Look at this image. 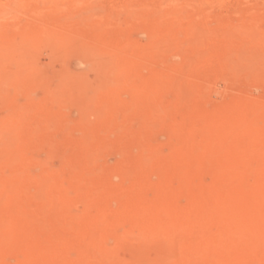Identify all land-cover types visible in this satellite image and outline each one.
I'll use <instances>...</instances> for the list:
<instances>
[{
	"label": "bare ground",
	"instance_id": "1",
	"mask_svg": "<svg viewBox=\"0 0 264 264\" xmlns=\"http://www.w3.org/2000/svg\"><path fill=\"white\" fill-rule=\"evenodd\" d=\"M223 2L0 0V104L5 107L0 116V264L11 254L18 257L16 264H29L46 251L53 252L52 264H264V103L241 99L208 112L234 124L202 121L197 127L206 125L210 133L200 138L192 130L199 141L184 132L193 124L185 120L173 126L169 120L181 104L206 99L212 75L264 83V7L250 6L235 19L211 24L205 7ZM134 26L146 32L145 43L130 37ZM41 50L47 53L46 65L39 61L43 56L38 60ZM67 59L75 66H66ZM57 62L61 67L54 66ZM87 68L112 75L113 84L92 86ZM52 76L54 86L49 85ZM65 102L78 108L74 124L59 114ZM94 112L99 117L91 123ZM57 114L54 125L50 118ZM56 127L82 131L70 142L85 155L80 172L75 163L77 174L70 167V174L51 171L41 158L46 145L51 154L62 144L54 140ZM159 131L177 140L167 154L147 141ZM139 134L149 146L135 142L138 152L110 171L129 182L119 189L118 207L104 203L97 219L83 228L89 214L75 215L71 209L82 194L87 193L82 200L89 205L88 191L105 190L97 181L101 149ZM214 169L219 177L212 184L197 181ZM152 171L159 176L156 184L148 176ZM251 172L257 174L253 184L245 179ZM82 175L97 180L92 185L87 178L83 185ZM148 186L155 190L153 202L141 194ZM184 197L190 201L182 208ZM144 209L151 212L148 219H135L123 229L128 217ZM135 237L158 249L153 262L144 250L120 256Z\"/></svg>",
	"mask_w": 264,
	"mask_h": 264
},
{
	"label": "rangeland",
	"instance_id": "2",
	"mask_svg": "<svg viewBox=\"0 0 264 264\" xmlns=\"http://www.w3.org/2000/svg\"><path fill=\"white\" fill-rule=\"evenodd\" d=\"M109 3V2H108ZM109 5V4H107ZM105 5V6H107ZM250 6H255V8L259 7H264V0H224L223 4L221 5H214L213 7H210L209 9L207 7H205V10H207L208 12V21L211 23V24H216L220 19L222 18H230V19H235L239 16V13L246 9V8H249ZM124 23V22H122ZM263 26H264V21H263ZM134 27L137 29L135 30ZM132 28H130L129 30V35L130 37H132V39L137 42H140V43H145L147 40H145L147 37V34L146 32L141 33L142 28L140 27H137V26H134ZM139 28V29H138ZM142 29V30H141ZM141 30V32H140ZM146 34V35H145ZM139 39V40H138ZM142 41V42H141ZM43 50H41L39 52V56L38 57V60H39V57L40 56H43V57H40V63L44 64L43 65H46L48 64L49 62V59L46 57L47 56V53L44 51L42 52ZM43 53V54H42ZM46 53V54H45ZM42 54V55H41ZM46 55V56H45ZM67 62H65V64H67L66 66L68 67H73L75 66V60L74 59H67L66 60ZM60 62H57L56 64H54V66L56 68H59L61 67L59 65ZM62 65V64H61ZM88 72H86L88 74V79L91 83L92 86L96 87V86H110L112 85L113 83V76L111 75V78H109L110 74H103V75H100L101 73H96L95 71L91 70V69H86ZM97 74V75H96ZM106 75V76H104ZM96 76V78H95ZM108 76V77H107ZM222 77V78H221ZM106 78V80H105ZM228 77H224V76H217L215 77L214 75H212V77L210 76L208 78V82H210V89H209V92L208 90L206 91V94L207 92L210 94H207L206 96V99L203 101V100H196V101H189L190 103L186 102L184 104H181L183 106V108L179 106V109L181 110H178L177 113H173L172 116H171V119L169 118V120L171 121V125L173 126H176L177 124H183L186 120L185 123H190V124H193L192 127H190L189 129L185 130L184 132L186 133V135H189L192 133V130H193V133L195 131L196 135H200V138H202L203 136H205L206 134L210 133V130L207 129V126L206 125H203L205 127H202L203 129L205 128L206 130H203L201 127H197L198 125L199 126H202V121L205 122V120H207L208 122H211L213 124H223V125H233V121H232V124H228V123H231V121H226L224 120L223 118H221L220 116H211L209 114H211V112L216 109V108H221V107H224V105L226 106L227 104L230 103L231 104H234L238 101H240L241 99H248L250 98L249 100H253L255 101L256 103H259V104H263L264 103V83H250L248 82V79H241L239 80L238 82L236 81H231V79H227ZM93 79V80H92ZM99 79V80H98ZM95 80V81H94ZM215 80V81H214ZM93 83H92V82ZM214 81V82H213ZM229 83H228V82ZM213 82V83H212ZM227 82V83H226ZM233 82V83H232ZM57 83V79L55 77H51L50 80H49V85L50 86H54L56 85ZM232 83V85H231ZM110 84V85H109ZM213 84V86L211 85ZM215 85V86H214ZM238 86L239 88H237L236 86ZM232 86V87H231ZM214 90V91H213ZM213 93V94H212ZM242 93V94H241ZM37 94H41L40 91H37L36 95ZM237 94V95H236ZM208 97V98H207ZM124 99H128V94L127 93H124V96H123ZM203 101V102H202ZM194 103V104H193ZM209 103V104H208ZM208 104V105H207ZM189 105V106H188ZM191 106V107H190ZM60 107V109L62 110V114H60V116H64L67 118V119H71L72 123H76V120L78 121V117L80 115H78V108L76 107V105L72 104L71 102H65V103H62L60 106H58V108ZM208 107V108H207ZM212 108V109H211ZM0 116L4 115L5 114V107L0 104ZM200 109V110H199ZM206 109V110H205ZM119 110V109H118ZM199 110V112H198ZM196 111V112H195ZM78 112V113H77ZM209 112V114H207ZM205 113V114H204ZM57 114L56 116L55 115H52L50 120L51 122L54 120V124L57 123L59 121V117ZM91 114V113H90ZM176 114V115H175ZM186 114V115H185ZM89 116V115H88ZM96 116V117H95ZM98 113L97 112H94V114L90 115L89 116V121L91 123H95V118L98 119ZM185 116V117H184ZM183 117V118H182ZM203 117V118H202ZM206 117H209V118H206ZM217 119H216V118ZM58 118V119H57ZM88 118V117H87ZM185 118V119H184ZM188 120H187V119ZM202 118V119H201ZM58 120V121H57ZM179 121V122H178ZM197 121V122H196ZM71 123V124H72ZM132 123H137V122H128V125H132ZM174 123V124H173ZM177 123V124H176ZM127 124V123H126ZM126 124H123L124 128H126ZM176 124V125H175ZM196 124V125H194ZM198 124V125H197ZM136 124H134L133 126H135ZM122 124L120 125V127H123ZM137 126V125H136ZM199 128V129H198ZM123 129V128H122ZM201 129V131H200ZM199 130V131H198ZM203 130V131H202ZM122 131V130H121ZM119 131L118 134L121 132ZM54 132V140L55 142H61L60 144V147L58 149V151L56 152H53V153H49L48 150H49V147L46 145L45 149H44V153L41 154V158L43 159H46V163L48 165V167L50 166V170H54L56 171L59 170H63L65 173H68L70 174L71 172H76L77 174V171L80 172L81 171V168L80 166L83 165L84 163V151H82L80 148H78V146H75V145H71L70 142L73 140V139H76L77 137L81 136V130H79L78 128L76 127H61V129H59L58 127H56V130H53ZM164 132V133H163ZM159 131V132H156L153 136H151L148 140L146 139V136L142 134H139V136H137L135 138V136L133 137V139H135L133 141V139L129 140L128 139H125L124 140H120L119 142L118 141H115V144L117 147H115V144H111L109 145L110 147L107 146L108 149H105L107 150L106 153H104V151H102L101 149V156L100 159L98 160V163L99 165L101 164V168H100V171H98L100 173V177L98 178L99 180H97V178L95 177H90L88 175H82L81 178H79V183H83V185H86V181H87V184H94V181H100L101 184H102V187L101 188H104L105 190H101V193L100 192H97V191H94V192H90L88 191V194H92V196L90 197L91 200H92V203H90L89 205H87L88 203L87 202H84L82 199L85 198V196L87 195V193L85 195L82 194L83 198L82 199H79L72 207L71 209V213L75 215H79L81 214V212H83L84 210V213L87 215L86 217H88V214H89V219L86 218V220H88V222L86 220L83 221V223H86L85 224H81L83 226V228H87L89 226V224L92 222V220L94 221L95 219H97L98 215H97V212L98 210L103 207L105 204L109 205L110 207L112 208H117L118 206V202L120 201H116L118 200V196H120V194L118 195V193H120V188L123 187V185L127 186L129 184V182L127 183L126 182V179L127 178H124L125 176H120V173L117 172L116 174V171L115 173L111 174L110 171H113L114 167L118 166L117 163L119 162V164L121 162H124L122 161L125 157H130L132 155V153L135 151L136 153L138 152V149L137 146H139L140 144H143L145 146H149L148 144H146L147 141H149V143L151 144H154V145H161V150L164 154H167L169 153V150H170V144L171 142L173 141H177L176 138H171L170 134L169 133H165V131ZM191 132V133H189ZM198 132V133H197ZM193 136H195L196 140L199 141V135L196 137L195 134H193ZM200 133H203L202 135ZM205 133V135H204ZM73 134V135H72ZM77 134V135H76ZM76 135V136H75ZM117 135V134H116ZM165 135V136H164ZM202 136V137H201ZM69 137V138H68ZM71 137V138H70ZM143 137V138H142ZM167 137V138H166ZM115 138V136L113 135L112 139ZM137 139L139 141H137ZM167 139V141L165 140ZM170 139V140H169ZM147 140V141H146ZM64 141V142H63ZM76 141V140H74ZM124 141V143H122ZM127 141V142H126ZM135 142H138V145L135 146ZM140 142V143H139ZM144 142V143H143ZM163 142V143H162ZM65 143V144H64ZM69 143V144H68ZM75 143V142H74ZM118 143V144H117ZM126 143V144H125ZM68 144V145H67ZM72 147H71V146ZM111 146H113V148H111ZM142 146V145H141ZM136 147V148H135ZM69 148V149H68ZM121 150H119V149ZM148 148V147H146ZM73 149V150H72ZM111 149V150H110ZM132 149V150H131ZM137 149V150H136ZM164 149V150H163ZM79 150V152H78ZM125 150V151H124ZM74 151V152H73ZM165 151V152H164ZM167 151V152H166ZM70 152V153H69ZM78 152V153H77ZM80 152L82 153V155L80 154ZM125 152V153H124ZM134 152V153H135ZM57 153V154H56ZM131 153V154H130ZM135 153V154H136ZM78 155V156H77ZM83 156V157H80V156ZM103 155V156H102ZM77 156V157H76ZM76 157V158H75ZM70 158V159H69ZM80 158V159H78ZM84 158V159H83ZM83 160V162H81L80 160ZM74 160V161H73ZM118 160V161H117ZM73 162V163H72ZM82 164H81V163ZM70 163V164H69ZM78 166V170L76 168V165ZM104 164V165H103ZM70 165V166H68ZM74 166H75V170H74ZM104 166V168L102 167ZM114 166V167H113ZM70 167L69 169H72V171L70 172L69 169H66ZM107 167V168H106ZM115 167V168H116ZM108 168H111L110 170ZM102 169V170H101ZM105 169V170H104ZM77 170V171H76ZM107 170V172L109 173H104L105 171ZM36 171H39V169H36ZM68 171V172H67ZM214 171V172H213ZM102 174V175H101ZM253 174V175H252ZM255 173H249V174H246L245 175V179L248 183L250 184H253V182L255 181L256 176L257 174L254 176ZM99 176V174H98ZM97 176V177H98ZM149 176V179L151 182H153L152 184H156L158 181H159V176L155 173V171H152V173L150 172L148 174ZM248 176V178H247ZM254 176V177H253ZM90 177V178H89ZM102 177V178H101ZM122 177L124 178L122 180ZM219 177L218 175V172L217 170L215 171L212 170H206V172H202L200 174V176L197 177V181L199 180L200 182H202L205 186H209L210 184H212V182H214L217 178ZM89 180H88V179ZM87 179V180H86ZM96 179V180H94ZM104 179V180H103ZM86 180V181H85ZM94 180V181H92ZM102 180L103 182L105 181V183H102ZM157 180V181H156ZM254 180V181H253ZM82 181V182H80ZM122 181H123V184H122ZM129 181V179L127 180ZM252 181V183H251ZM104 185V186H103ZM177 185V184H176ZM106 186V187H105ZM109 187V188H108ZM110 191H109V190ZM108 191V192H107ZM118 191V192H117ZM95 192H97V197L95 198ZM141 194H142V197L145 201L147 202H153L154 199H155V190L154 188L152 189V186H148V187H144L142 190H141ZM95 193V194H93ZM100 193V195L98 196V194ZM116 194V198L115 197H112L113 194ZM114 194V195H115ZM151 196V197H150ZM111 197V198H110ZM93 198V199H92ZM104 198V199H103ZM95 199H96V202H95ZM102 199V200H101ZM107 203L105 200H107ZM110 199V200H109ZM152 199V200H151ZM103 200L105 202H103ZM113 200V202L111 201ZM98 201L100 202L98 203ZM189 199H187L186 197H184V199L182 198L181 199V203H182V208L184 205H186L187 203H189ZM110 202H112V204L110 205ZM96 203V205L93 206V204ZM105 203V204H104ZM118 203V204H116ZM180 203V204H181ZM100 204V205H99ZM113 205V206H112ZM92 206V208H91ZM101 206V207H100ZM100 207V208H99ZM89 211V213H87ZM93 212H95L93 214ZM81 215H84L83 213ZM151 215V212L150 210H143L141 212L138 213V215H136V217L134 218L133 216L128 217L127 220L125 221V223L123 224V229H128L129 228V225L131 223H133L135 221V219H148V217ZM138 216V217H137ZM92 218V219H91ZM129 220V221H128ZM132 220V221H131ZM131 222V223H130ZM81 225H79V227L81 228ZM135 240V241H134ZM181 240V239H180ZM179 240V241H180ZM183 241V240H182ZM109 243H113V240H110ZM144 241H142L141 239H139V237H135V238H132L130 241H128L126 243V245H124L125 247H122L120 249V256L123 258H128L130 257L132 254H139V252H142V250H144L143 253H145V251L148 253V262L151 263L155 260V258L157 257V253H158V249L154 246V245H150L148 247V245L145 243L144 245ZM128 244V245H127ZM127 247V248H126ZM129 247V249H128ZM128 249V251L126 250ZM147 249V250H145ZM139 251V252H138ZM124 252V253H123ZM136 252V253H135ZM52 253V254H51ZM75 253V254H73ZM72 253V256H76V252H73ZM52 255V256H51ZM127 256V257H126ZM22 257H20L19 259H21ZM5 261L3 263L5 264H16V262L18 261V257H16L15 255H8L7 258L5 257L4 259ZM46 260V261H45ZM53 261L55 262V258H53V252L51 251H46L38 256H36L33 260H31L30 262H28L29 264H52Z\"/></svg>",
	"mask_w": 264,
	"mask_h": 264
}]
</instances>
